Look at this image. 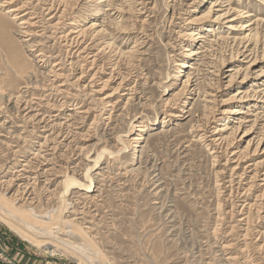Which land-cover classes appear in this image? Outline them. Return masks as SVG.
<instances>
[{
    "label": "rangeland",
    "instance_id": "rangeland-1",
    "mask_svg": "<svg viewBox=\"0 0 264 264\" xmlns=\"http://www.w3.org/2000/svg\"><path fill=\"white\" fill-rule=\"evenodd\" d=\"M7 1L0 0L4 3L0 5V129L4 134L0 137V202L21 217H28L27 210L32 209L34 215L28 218L49 226L61 237L88 243L87 256L95 261L96 255L103 264H264V221L257 214L259 195L264 189L260 184L264 181L256 180L247 192L248 185L232 187L227 154L199 138L200 133L206 131L210 135L223 125L228 126L227 135L231 132L229 128L237 125L234 117L239 116L230 117L232 114L224 115L217 110H232L239 104L230 100L224 107L218 105L242 86L241 79L239 83L222 86L229 79L226 78L231 74L229 69L244 64L227 61L229 45L234 40L244 41L242 37L253 28L254 41L247 43L248 52L263 48L262 44L255 45L263 40L264 0ZM24 1H30L28 12L33 10L39 15V25L34 29L38 35L33 40L39 41V48L45 51V62L39 61V50H29L20 37L21 18L7 11ZM61 1L71 16L82 19L88 36L93 33L90 26L95 21L110 33L108 38L99 34L90 49L95 54V47H104L109 42V47L98 56L99 66L108 75L115 72L113 87L125 80L123 85L136 89L134 99L129 102L126 95H115L116 104L108 107L114 108L109 113L110 120L102 98L88 86L95 69L85 65L87 73L81 80L83 59L72 57L60 43V33L69 29V22L66 21L64 28H55L57 19L44 9ZM214 2L218 5L212 6ZM227 10L230 13L218 23L193 20L202 14ZM251 21L255 23L247 30L242 29ZM212 24L217 28L216 34L209 37L212 46L200 49L201 42L197 43L189 34L192 29L206 33ZM185 48L201 53L192 59ZM183 61L189 67L177 64ZM55 62L60 65L56 69L61 68L67 92L71 93L68 99L62 95L49 96V90H45L47 74ZM261 68L264 69V62L251 71L253 77L245 84L247 89L259 88L254 85V74ZM106 73L104 78L108 77ZM188 75L194 80L192 86L185 84ZM207 93L217 95V101L214 103ZM18 97L22 101L33 100L30 110L24 109L25 105L16 107ZM50 114L55 117H48ZM241 115H245L246 121H253L256 116L261 119L251 138L238 143L237 149H244L250 139L256 142V137L264 131V107L257 105ZM44 118L56 125V130L65 125L64 131L71 130L72 135L67 139L60 137L65 145L61 144L57 153L48 157L50 162L45 165L51 169L48 177L36 180L32 174L33 179L16 180L25 163L31 166L37 163L39 144L49 134L44 133L47 129L41 122ZM136 133L142 135L137 146L131 142ZM102 151L95 167V159ZM262 159L264 153L253 156L251 161ZM89 168L94 178L91 189L71 188L66 193V182L71 179L88 183L84 174ZM31 185V197L27 195L14 202L16 191ZM54 249L35 247L0 220V252L12 262L20 263L16 257L24 255L53 264H91L81 254Z\"/></svg>",
    "mask_w": 264,
    "mask_h": 264
},
{
    "label": "bare ground",
    "instance_id": "bare-ground-1",
    "mask_svg": "<svg viewBox=\"0 0 264 264\" xmlns=\"http://www.w3.org/2000/svg\"><path fill=\"white\" fill-rule=\"evenodd\" d=\"M7 1V0H5ZM15 1V0H14ZM54 1V0H53ZM60 1V0H58ZM104 1H108V0H101V2ZM122 1V0H121ZM126 1H130V0H124V2ZM138 2V0H136ZM135 1V2H136ZM217 1V0H216ZM8 2V1H7ZM13 2V0H12ZM39 2V1H38ZM144 2V1H143ZM8 3H11L10 1ZM141 3V2H140ZM30 1H24L21 4H17L16 6H13L11 8H8V12L12 14L13 17L17 18L20 17V28L18 29L20 37L23 39V42L26 43L27 47L29 50L31 51H38L39 50V61L41 62H45L46 61V53L45 51H43L42 49H40L39 45L40 42L37 41L35 42L33 40V38L38 35V31L34 30L36 29L35 27H37L40 22V20H37L39 17V15L37 16L36 13L32 10L29 11L30 8ZM67 4V3H66ZM117 4V3H115ZM128 4V3H127ZM0 5L4 6V3L0 2ZM109 5H111L109 3ZM126 5V4H125ZM142 5V3H141ZM213 5H218L217 2L212 3ZM41 6V5H40ZM79 6V5H78ZM119 6V4H118ZM211 6V7H212ZM77 7V6H75ZM41 8V7H40ZM113 8V6H112ZM143 8V7H142ZM48 11V14L52 15L53 18L57 19V22H55V28L61 29L65 27V23L66 21H68L69 23V29L62 31V33H60L61 35L59 36V38L61 39L60 43H63V45L67 48V52H69V54H71L72 57H81L83 59V65H81L82 68V73L79 76V78L81 80H83L84 75L87 73L86 72V68H84L85 65L89 66V68L91 70L95 69V72L93 74H90V80L88 82V86H90L92 88V93H94L95 95L100 96L99 98L101 100H103V105H104V109L107 110V112L105 114H109L111 112V109L114 108H109L108 107H113L114 103L116 104V102H113L114 97L116 94H120L122 95H126L128 102L132 99H134L135 97V90L133 87H126L127 84L123 85L122 83L125 80H122L121 83L117 86V87H113L112 84L115 81V76L114 73H110L109 75L106 73V69L103 68V66H99V58L98 56H100L99 54L102 53V51L106 48L109 47V42H107V44H104V47H95V54L93 51H91L90 47L91 44L94 42L93 40L96 41V38L99 37V34H105L106 38L109 37L110 33L106 32V30L98 25L96 21L93 22L91 24V28L93 29V33L90 34L89 36L88 31L86 30V28L83 26V24L81 23L82 19L76 18L71 16V13H68V9L67 6L65 4L62 3V1L60 3H51L48 5V7L44 8ZM110 9V8H109ZM115 9V8H114ZM35 10V9H34ZM39 10V9H38ZM146 10V9H145ZM27 11V12H26ZM43 12V10H41ZM124 11V10H123ZM139 11V10H138ZM75 12V11H74ZM149 12V11H148ZM213 12H215L213 10ZM229 12V10L223 12V13H214V15H207V14H202L200 17H195L193 20H201L204 23L207 22H215L218 23L220 21H222L224 18H226L227 13ZM246 12V11H244ZM243 12V13H244ZM76 13V12H75ZM230 13V12H229ZM42 14V13H41ZM45 14V13H44ZM78 14V13H76ZM146 14V13H145ZM74 15V14H73ZM79 15V14H78ZM119 15V14H118ZM242 15V14H241ZM208 16V17H205ZM211 16V17H210ZM45 17V16H43ZM117 19V18H116ZM203 19V20H202ZM262 19V18H261ZM192 20V19H191ZM256 20V19H255ZM42 21V20H41ZM148 21V20H147ZM51 22V21H50ZM102 22V21H101ZM198 22V21H197ZM43 23V22H42ZM192 23V22H191ZM255 22H250L249 24H246L243 26L242 29L247 30V27L250 25H253ZM53 24V25H54ZM260 24V23H259ZM258 24V25H259ZM50 25V24H49ZM41 26V25H40ZM104 26V25H103ZM177 26V25H176ZM53 27V26H52ZM68 27V26H67ZM232 27V26H231ZM45 28V27H44ZM54 28V29H55ZM260 28V27H259ZM217 29V28H216ZM216 29H215V25L212 24V26H209L206 29V33H202V32H198L197 30L199 29H192V31L190 32V36H192V39H194L197 43L201 42L200 44V49L202 47H206V45L210 48L211 42L213 40H209V37L212 36L213 34H216ZM233 29V28H232ZM46 30V29H45ZM249 33L245 34L242 38L244 39V41H235V43L229 45V57L227 61L230 62H244V64L246 63V66L243 67L244 64H240V65H234L235 67H231L229 70L231 72V74H229L228 76H226V78H229L226 81L222 82V86L225 84V86H230L233 85L235 83H239L240 79H241V84L242 86L232 95V97L222 100L221 104H218L220 107L223 105H226L225 103L227 101H234V102H238V106H236L234 109L230 110L228 108H223L221 109H217L218 111H220L222 114L224 115H228V114H232L230 115V117H232L233 115L239 116V117H234L235 119L237 118L238 122L237 125H233L231 128H229V130L231 132H229L227 135L225 134V131L228 129V126L223 125V127L220 128H216L214 131L211 132V134H207L208 132L204 131L202 133L199 134V138L205 142H209V144H213L215 145L218 149L224 150V153L227 154V158H226V164L229 166L228 169L231 172V178H230V183L232 187H235V185H248V188L246 189V192L251 190L252 187L255 186V184L257 183L256 180H262L264 181V159L259 160V161H251V158L253 156H257L259 154H263L264 153V131L260 134L259 136H257V140L256 142L252 139H250V135H252V133L255 132L256 130V123L261 119L259 118V116H256L255 120H247L246 118L241 115V114H246L248 110H250L252 107H256L258 105V107H264V69L261 68L258 72H256L254 74V81H256V83L254 85H257L259 88H252L251 89H247L245 87V84H247L250 79L251 76L253 77V72L251 73V71H253L256 66L258 64H261L264 62V35H263V40H259L260 42L256 43L255 46H257L258 44H262L263 48L260 50L259 47L258 49L255 48V50L248 52L249 51V46L247 43L249 41H254L253 37H254V33H252L253 28H250ZM40 32V31H39ZM42 32V31H41ZM57 32V30H56ZM112 33V32H111ZM189 33V32H188ZM202 34H206V35H202ZM210 34V35H207ZM260 34V33H259ZM188 35V36H189ZM256 35V34H255ZM261 35V34H260ZM42 36V35H41ZM40 37V35H39ZM262 38V36H261ZM260 38V39H261ZM212 39V38H211ZM236 39V38H235ZM239 39V38H237ZM241 39V38H240ZM259 39V38H258ZM257 39V41H258ZM215 41V40H214ZM89 42V43H88ZM141 42V41H140ZM210 42V44H209ZM230 42V41H229ZM251 43V42H249ZM216 44H219L216 42ZM96 45V44H95ZM107 45V47H106ZM190 45V44H189ZM63 47V46H62ZM188 47V45H187ZM195 47V46H194ZM44 48V47H43ZM212 48V47H211ZM215 49V48H214ZM65 50V49H64ZM186 51H190V56H192V59L194 58L193 56H198L199 53L197 50H190L188 48H185ZM209 50V49H208ZM228 50V49H227ZM212 51V50H211ZM205 52V51H203ZM213 52V51H212ZM65 54V53H64ZM68 54V53H67ZM68 57V55H67ZM66 57V58H67ZM76 58V59H77ZM241 58H243L241 60ZM60 60V59H59ZM78 60V59H77ZM102 60V59H101ZM118 60V59H117ZM103 61V60H102ZM113 61V60H112ZM119 61V60H118ZM214 61V60H213ZM38 62V61H37ZM79 62V61H78ZM56 63V62H55ZM77 63V62H76ZM72 64V62H71ZM178 65H182L183 67H189V65L183 61L181 63H177ZM59 65V63L54 64V68H50L51 70L48 72V76H47V86H45V90H49V96H57V95H62V98L68 99L69 97V93L67 92V89L65 88V86L67 85L65 81L62 80V73L60 72L61 68H57L56 67ZM212 65V64H211ZM60 66V65H59ZM95 66V67H94ZM114 66V65H113ZM73 67V66H72ZM116 67V65H115ZM192 67V66H191ZM215 67V66H214ZM111 66H109L107 69H110ZM114 68V67H113ZM74 69V68H73ZM79 69V68H78ZM115 71V70H114ZM121 72V71H120ZM103 73H106V75H108L107 78L103 77ZM118 74V73H117ZM121 74V73H120ZM119 75V74H118ZM124 75V74H123ZM131 75V74H130ZM215 75V74H214ZM127 76V73H126ZM68 77V76H67ZM133 77V76H132ZM194 77V76H193ZM78 78V79H79ZM118 78V77H117ZM121 78V77H120ZM126 78V77H125ZM46 79V78H45ZM119 80V79H118ZM213 80V79H212ZM196 81V80H195ZM259 81H261L259 83ZM34 83V82H32ZM45 83V82H44ZM219 83V82H218ZM46 84V83H45ZM116 84V83H115ZM185 84L188 86H192L194 84V80L193 78L190 77V75H188L187 80L185 81ZM213 85H216V83H212ZM221 84V83H220ZM240 84V85H241ZM34 85V84H33ZM41 85V84H39ZM36 86V85H35ZM129 86V85H128ZM134 86V85H133ZM211 86V85H210ZM220 86V87H222ZM253 86V84L251 85ZM34 87V86H33ZM42 87V86H41ZM87 87V85H86ZM43 88V87H42ZM89 88V87H88ZM191 88V87H190ZM32 89V88H31ZM39 89V88H38ZM44 89V88H43ZM184 89V88H183ZM37 90V89H36ZM86 90V89H85ZM215 90V89H214ZM219 90V89H218ZM48 92V91H47ZM122 92H124L123 94H121ZM185 93V91H183ZM22 93V91H21ZM24 93V92H23ZM217 93V92H216ZM71 94V93H70ZM80 94V93H79ZM82 94V93H81ZM90 94V93H89ZM183 94V93H182ZM187 94V93H186ZM215 94V93H214ZM45 95V94H44ZM43 95V96H44ZM87 95V94H86ZM94 95V96H95ZM207 95H211L213 98V102L215 103L214 100L217 101V95H213V93H207ZM23 96V95H22ZM80 96V95H79ZM14 97V96H12ZM24 97V96H23ZM84 97V96H83ZM89 97V96H88ZM215 97V98H214ZM11 98V97H10ZM21 98V97H18ZM16 98L15 104L16 107L18 109H20L22 106L25 105L24 109H29L32 107V104L34 103L33 100L31 99V101H26L21 99ZM39 98V97H38ZM44 98V97H43ZM47 98V97H46ZM58 98V97H57ZM74 98V97H73ZM80 98V97H79ZM144 98V97H143ZM182 95H180V102L183 101L182 99ZM25 99V98H24ZM28 99V98H27ZM122 99V98H121ZM6 100V99H4ZM78 100V97H77ZM83 100V99H82ZM126 100V101H127ZM178 100V101H179ZM13 101V100H12ZM64 101V100H63ZM68 101V100H67ZM97 101V100H96ZM211 101V100H210ZM11 102V99H8V103ZM46 102V101H45ZM53 102V101H52ZM176 102V101H175ZM175 102L173 104H175ZM5 103V102H4ZM37 103V102H36ZM44 103V102H43ZM169 103V102H167ZM14 104V103H13ZM14 104V105H15ZM39 104V103H38ZM37 104V105H38ZM53 104V103H52ZM51 104V105H52ZM79 104V103H78ZM102 105V106H103ZM170 106H172V102H170L169 104ZM176 105V104H175ZM49 106V105H48ZM47 106V107H48ZM61 106V105H60ZM63 106V105H62ZM101 106V105H100ZM7 107V105L5 106ZM13 107V106H12ZM52 107V106H51ZM54 107V106H53ZM224 107V106H223ZM11 108V107H10ZM42 108V107H41ZM60 108V107H59ZM74 108V107H73ZM4 109V108H3ZM56 109V108H55ZM245 109H247V111H245ZM30 110V109H29ZM6 111V110H5ZM21 111V110H20ZM49 111V110H48ZM62 111V110H61ZM101 111V110H100ZM215 111V110H214ZM58 112V110H57ZM24 113V112H23ZM45 113V112H44ZM257 113V112H256ZM255 113V114H256ZM263 113V112H262ZM58 114V113H57ZM111 114V113H110ZM108 115L109 119L111 117V115ZM250 114V113H249ZM48 115V114H47ZM254 115V114H253ZM263 115V114H262ZM17 116V115H16ZM15 116V117H16ZM28 116V115H27ZM45 116V115H44ZM103 116V115H102ZM248 116V115H247ZM35 117V116H34ZM46 117V116H45ZM48 117H55L53 115L50 114V116ZM58 117V115H57ZM85 117V116H84ZM208 117V116H207ZM229 117V116H228ZM19 118V117H18ZM25 118V117H24ZM29 118V117H28ZM202 118V117H201ZM211 118V117H209ZM10 119V118H9ZM41 119V118H40ZM106 119V118H105ZM226 119V118H225ZM234 119V120H235ZM5 120V119H4ZM66 120V119H65ZM71 120V119H70ZM110 120V119H109ZM216 120V119H215ZM233 120V121H234ZM8 122V120H6ZM26 121V120H25ZM52 121V120H51ZM253 123H252V122ZM30 122V121H29ZM28 121L26 123H29ZM38 122V121H37ZM41 122L45 123L44 127L47 129H43L44 133H49L46 136H40L43 138V142L40 145L36 156H37V163H35V166H31L30 163L28 165V163L24 164V168H22L20 171H24V173L20 174V171H18V177L16 178V180H22L24 177H30L32 174L35 175L34 179H38L39 177H48V175L51 174V169L46 168L45 165L49 164V159L48 157L53 155L54 153H57L58 149H60L61 144H63V141L60 140V137L65 136V139L68 138V136L70 137L72 135V131L71 130H67L64 131V126L63 128H60L59 130H56V125H51L50 121L47 118H44L41 120ZM56 122V121H55ZM68 122V120H66L64 122V124H66ZM213 122V121H212ZM58 123V122H57ZM252 123V124H251ZM34 124V123H33ZM72 125V124H71ZM141 125V124H140ZM261 125V124H260ZM70 126V124H69ZM78 126V125H77ZM142 126V125H141ZM201 126V125H200ZM1 127V126H0ZM9 128V126H7ZM72 127V126H71ZM135 127V126H134ZM204 127V126H203ZM3 128V127H2ZM6 128V127H5ZM38 128V127H37ZM40 128V127H39ZM81 128V127H80ZM138 128V127H137ZM206 128V127H205ZM11 129V128H10ZM9 129V130H10ZM73 129V127H72ZM139 131H143V129L138 128ZM75 131V130H74ZM2 130L0 129V137H3L4 134H2ZM8 132V131H7ZM201 132V131H200ZM9 133V132H8ZM198 133V132H197ZM210 133V132H209ZM258 134V133H257ZM77 135V133H76ZM39 136V135H38ZM141 133H136L132 138H131V142H133V144H138L140 139H141ZM254 136V135H253ZM84 137V136H83ZM247 137H250L247 146H245L244 149H237V145L238 143H240L241 141H245V139H247ZM5 138V137H4ZM121 138V137H120ZM227 138H231V140L227 141ZM253 138V139H256ZM84 139V138H82ZM118 139V138H117ZM123 139V138H122ZM210 139V140H209ZM72 141V140H71ZM1 142V141H0ZM9 142V141H8ZM124 142V140H123ZM128 142V141H127ZM4 143V142H3ZM121 144V143H120ZM211 144V145H212ZM65 144H63L64 146ZM123 145V144H122ZM127 145V144H126ZM137 146V145H136ZM75 147V146H74ZM125 147V146H124ZM130 148V147H129ZM241 148V147H240ZM122 149V148H121ZM124 149V148H123ZM214 149V148H213ZM124 151V150H123ZM127 151V150H126ZM122 152V150H121ZM35 153V152H34ZM77 153V152H76ZM104 152H100L98 154V156L95 159V167L98 165L99 160L101 158V155ZM214 153V152H213ZM74 155V154H73ZM111 155V154H110ZM35 156V157H36ZM19 158V157H18ZM17 158V159H18ZM53 158V157H52ZM31 159V158H30ZM35 160V159H34ZM33 160V161H34ZM15 161V160H14ZM32 161V160H31ZM36 161V160H35ZM33 165V164H32ZM225 165V164H224ZM23 166V165H22ZM226 168V167H225ZM68 169V168H67ZM92 168H89L86 173L84 174L85 176V181H88V183L86 182H81L77 179H71L69 181L66 182V193H68V191H70L71 188H89L91 189L92 184H93V176L90 174ZM96 169V168H95ZM227 170V169H226ZM16 172V171H15ZM78 172V171H77ZM125 173V172H124ZM127 173V172H126ZM251 173V174H250ZM25 174H29V176H24ZM125 175V174H124ZM75 178V177H74ZM29 179V178H28ZM30 179H33L32 177H30ZM248 179H250L248 181ZM8 181V180H7ZM6 181V182H7ZM3 183V182H2ZM9 183V182H8ZM37 183V182H36ZM229 183V184H230ZM264 186V183H261L260 185ZM1 185V184H0ZM28 185V184H27ZM230 186V185H229ZM33 186H27L25 190H17L16 194L14 195V202H16V200H20L21 198H25L28 196H30V189ZM40 188V186H38ZM228 187V186H227ZM257 188V187H256ZM231 190V189H230ZM41 191V190H40ZM238 191V190H237ZM34 192V191H31ZM245 192V191H244ZM72 193V192H71ZM240 193V192H239ZM238 193V194H239ZM35 194V192H34ZM231 194V193H230ZM229 194V195H230ZM247 195V194H246ZM89 196V195H88ZM87 196V197H88ZM92 196V195H91ZM238 196V195H237ZM31 197V196H30ZM68 197V195H67ZM86 197V196H85ZM90 197V196H89ZM240 197V196H239ZM231 198V197H230ZM234 198V195H233ZM239 199V198H238ZM237 199V200H238ZM258 199V198H257ZM259 199H260V203L258 204V209L257 211L259 213L258 214V218L260 217L263 221H264V189H263V193H261V195H259ZM234 200V199H233ZM250 200V199H249ZM92 201V200H91ZM236 201V200H235ZM255 201V200H254ZM28 202V201H27ZM246 202V201H245ZM36 203V201L34 202ZM97 203V202H96ZM257 204V203H256ZM85 205V204H84ZM237 205V204H236ZM96 207V206H95ZM248 208V207H246ZM236 209V208H235ZM75 210V208H74ZM253 210V209H252ZM249 210V211H252ZM237 211V210H236ZM28 212V217L29 216H33V210L29 209L27 210ZM84 212V211H82ZM90 212V211H89ZM244 212V211H243ZM239 213V212H238ZM246 213V212H245ZM86 214V213H85ZM256 214V215H257ZM260 214V215H259ZM77 215V214H76ZM89 215V214H88ZM86 216V215H85ZM251 216V214H250ZM249 216V217H250ZM28 217H21L18 214H16L13 210L9 209V207L4 206L1 202H0V220L3 221L4 223H6V225L15 233H17L18 235H20L22 237L23 240L28 241L29 243L33 244L35 247H41V248H52V247H56V249H54L55 251L57 249H66L72 252H75L77 254H81V256L85 257V260L88 263L91 264H103L100 262V260L97 258V256L95 255V261H92L90 259L89 256H87L89 251V246L84 242L80 243L77 242L75 240H73L72 238H64L61 237L57 234H55L53 231H51V228H49V226H41L39 224V222H35L33 220H31ZM81 218V216L79 217ZM245 219V218H244ZM243 219V220H244ZM247 219V218H246ZM250 219V218H248ZM252 220V219H251ZM258 220V219H257ZM249 220H247L248 222ZM255 222V221H254ZM253 222V223H254ZM41 223V222H40ZM48 223V222H47ZM248 224V223H247ZM263 224V223H262ZM253 225V224H252ZM255 225V224H254ZM242 228V227H241ZM248 228V227H247ZM84 229V228H83ZM87 229V228H86ZM244 229V228H243ZM262 229V228H261ZM246 230V229H244ZM88 231V230H87ZM251 231V230H250ZM83 232V231H81ZM247 232V230H246ZM73 233V231H72ZM76 233V232H75ZM87 233V232H86ZM251 233V232H250ZM255 233V232H254ZM259 233V232H258ZM64 234V233H63ZM69 234V233H68ZM85 234V233H83ZM252 234V233H251ZM256 234V233H255ZM262 234V233H261ZM249 235V233H248ZM243 236V234H242ZM246 237V234H245ZM248 237V236H247ZM244 238V236H243ZM247 239V238H246ZM244 240V239H243ZM255 240V239H254ZM249 243V242H248ZM245 246V245H244ZM223 247V246H222ZM226 249L228 246H225ZM243 247V245H242ZM260 247V246H259ZM93 248V247H92ZM223 249V248H222ZM95 251V249H93ZM224 250V249H223ZM247 250V249H246ZM68 252V251H67ZM246 252V251H245ZM95 253V252H92ZM224 253V252H223ZM228 253V252H227ZM230 253V252H229ZM98 255V254H97ZM73 256V255H72ZM233 258V257H232ZM229 260V259H228Z\"/></svg>",
    "mask_w": 264,
    "mask_h": 264
},
{
    "label": "crops",
    "instance_id": "crops-1",
    "mask_svg": "<svg viewBox=\"0 0 264 264\" xmlns=\"http://www.w3.org/2000/svg\"><path fill=\"white\" fill-rule=\"evenodd\" d=\"M16 259H18L21 264H53V262L48 260L43 261L32 256L18 255Z\"/></svg>",
    "mask_w": 264,
    "mask_h": 264
},
{
    "label": "built area",
    "instance_id": "built-area-1",
    "mask_svg": "<svg viewBox=\"0 0 264 264\" xmlns=\"http://www.w3.org/2000/svg\"><path fill=\"white\" fill-rule=\"evenodd\" d=\"M0 264H20V263L12 262V261L8 258V256H5V255H4V252H3V253L0 252Z\"/></svg>",
    "mask_w": 264,
    "mask_h": 264
}]
</instances>
